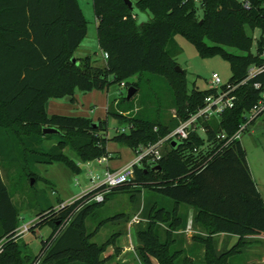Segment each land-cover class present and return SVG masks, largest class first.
Segmentation results:
<instances>
[{
    "label": "trees",
    "instance_id": "1",
    "mask_svg": "<svg viewBox=\"0 0 264 264\" xmlns=\"http://www.w3.org/2000/svg\"><path fill=\"white\" fill-rule=\"evenodd\" d=\"M132 2L133 9L124 0H93L100 50L109 55L106 64L99 66L93 55L75 57L89 29L79 0H0V164L3 153L30 179L37 177L32 171L36 164L64 163L79 174L81 166L65 149L90 163L110 156V140L136 152L169 135L180 120H187L203 107L208 95L216 93L196 87L189 90L186 72L175 68L180 53L174 39L177 34L186 36L204 58L221 55L231 66L228 82L239 85L233 93L235 106L207 124V136L221 145L222 141L216 140L218 135L235 134L245 115L262 98L254 84L264 85V74L241 83L252 65L264 62V0ZM248 27L252 33H261L256 54L252 51L255 37L247 34ZM226 48L242 54H232ZM141 74L159 75L171 86L178 115L171 125L152 123L141 116L123 117L112 106L107 118L98 121L47 113L49 100L70 97L74 101L76 92L105 91L123 83L139 91V86L128 80ZM111 117L133 128L108 138ZM45 127L60 132L58 144L46 150L44 142L54 135H43ZM203 144L196 135L176 147L170 144L157 166H136L132 182L112 189L103 203L89 202L95 193L89 192L73 204L61 207V203L58 209L51 207L41 213L29 231L48 226L52 233L34 259L25 253L26 244L21 245L19 210L0 168V264H121L114 255H106L116 245V236L105 243L94 239L100 225L122 220L124 215L101 221L95 231L87 224L114 191L135 188H145L155 198L162 196L148 201L147 223L136 234L141 264H197L177 236L187 228L182 206L195 211L192 224L201 232L193 241L204 247L203 264H231L230 260L247 247L249 237H264V199L251 176L241 141L212 156L201 151ZM223 234L239 241L220 252L216 238Z\"/></svg>",
    "mask_w": 264,
    "mask_h": 264
},
{
    "label": "rangeland",
    "instance_id": "2",
    "mask_svg": "<svg viewBox=\"0 0 264 264\" xmlns=\"http://www.w3.org/2000/svg\"><path fill=\"white\" fill-rule=\"evenodd\" d=\"M79 5L89 23L87 39L96 40L97 19L94 13L93 0H79ZM246 32L255 36L252 51L256 54V40L261 37V33L256 31L253 34L249 27L246 28ZM174 39L180 52L176 57V62L178 67L186 72V83L189 90L194 87L200 91L210 89L213 74H219L225 83L230 80L232 77L231 66L221 55L204 58L186 36L177 34ZM226 50L232 54H242L240 50L235 48H226ZM93 56L98 61L97 65L104 66L101 54ZM128 83H136L139 86L137 95L130 101L126 100L129 89L126 86L113 84L105 91H93L91 98L94 102L93 109L96 110L92 113V118L96 120L106 119L107 109L112 106L111 109L118 111L123 117L141 116L152 123H161L165 126L171 125L174 119H178L173 90L163 77L156 74H141L129 79ZM109 123L108 138L117 136L119 134L117 130L125 128V125L120 124L113 117L110 118ZM248 129L243 134L241 142L247 153L250 171L255 176L264 197V116L260 118L258 123H252ZM58 142L59 136H53L47 138L42 147L46 150L56 146ZM113 143L116 142L109 141L111 149L117 144ZM65 153L74 163L81 166V173L75 174L64 163L36 164L32 171L37 174V177L33 176L31 179L23 168H20L17 163H9L2 153L1 173L4 183L19 210L20 228L24 225L33 228L41 213L48 211L51 207L58 209L60 204L64 202L74 203L81 198L88 187H91L90 176L92 173L88 165L82 162L73 150L65 149ZM135 157L136 155H134ZM94 165L92 164V166ZM156 196L155 198L145 188H135L127 192L114 191L107 202L95 212L96 216L91 218L87 224L91 231H95L101 221L109 220L117 214L124 215L122 220L109 221L99 227L100 230L94 242L105 243L116 236V245L109 248L106 255H114V260L121 264H141L137 256L139 243L136 234L147 223L145 214L149 208L147 207L148 201L153 197L155 200L162 198L161 195ZM180 210L187 218L186 223L188 225L193 220L195 211L193 208L189 209L185 206H182ZM194 225L191 231L188 230L187 226L177 236L181 242V247L187 251L188 255L193 257L197 264H203L204 247L193 241V236L201 230ZM34 230L25 233L20 240L21 245L26 244L25 253L29 254L32 259L40 254L43 247L42 243L46 242L52 233L48 226ZM249 241L242 253L230 260L231 264H264V240ZM216 242L220 252L230 249L231 243L229 241L221 242L217 237ZM1 248L0 243V250Z\"/></svg>",
    "mask_w": 264,
    "mask_h": 264
},
{
    "label": "built area",
    "instance_id": "3",
    "mask_svg": "<svg viewBox=\"0 0 264 264\" xmlns=\"http://www.w3.org/2000/svg\"><path fill=\"white\" fill-rule=\"evenodd\" d=\"M105 60L109 57L106 53L104 54ZM261 58L264 60V48L261 53ZM264 74V62L261 65H252L249 68L247 77L243 80L241 85H245L250 82V79ZM211 88L216 91L215 94H210L206 97L205 103L203 107L198 109L195 113L190 114L187 120H180L179 124L176 128L172 130V132L166 137L160 138L155 144H148L145 146H141L136 152L135 160L127 165L125 168L117 170V171H106L102 175L99 174H91V188L86 191L84 194L89 192H95L89 202H98L103 203L106 200V197L111 190L120 186H124L130 182L134 178L135 167H142L144 163L155 167L158 164V161L164 155V151L172 144V142L183 143L191 138L193 135L198 136L201 140H203L204 144L201 148V151H205V153L212 154L219 153L220 150L226 147H229L232 143L236 141H241L243 134L249 130L248 128L252 123L260 119L264 116V85L262 83H255L254 86L257 90L261 91V99L259 102L254 105L248 114L244 117V122L239 125L238 130L235 134L228 136L223 133L216 137L218 142L222 141V144L214 143L213 140H208V126L207 124L213 120H219L223 113L226 110L232 109L235 106V101L237 97H235L234 90L239 85H231L229 82H223L219 74H213L211 80ZM122 87H125V83L121 84ZM133 126L131 124L126 125L125 128L121 130H117L118 133L125 134L129 132ZM217 142V141H216ZM221 146V147H220ZM200 151V150H199ZM108 161V157H102L96 159L94 162L98 165H102ZM83 194V195H84ZM82 197V196H81ZM66 204L73 203H64L61 207H64ZM188 230L192 229V220L188 223ZM30 228L28 225H24L19 228V235H24L25 233L30 232Z\"/></svg>",
    "mask_w": 264,
    "mask_h": 264
},
{
    "label": "crops",
    "instance_id": "4",
    "mask_svg": "<svg viewBox=\"0 0 264 264\" xmlns=\"http://www.w3.org/2000/svg\"><path fill=\"white\" fill-rule=\"evenodd\" d=\"M96 23H97V20H96ZM96 26L98 27V23L96 24ZM99 54L102 55V58L104 60V65H105L106 60H105L103 52L100 50L99 40L97 39V36H96V40H89L85 38V40L81 43L80 47L76 50L75 57L80 58V57H87V56L99 55ZM94 91H97V90H94ZM92 92L87 93V94L76 92L74 96V101H72V98L70 97H66L64 99H61L60 101L49 100L47 102V107H46L47 113L50 116H53V115H57V116L64 115V116H70V117L80 116V117L90 118L94 121H98L95 118H92V113H94V111L96 110V109H93L94 102L92 100L93 98H91ZM259 120L255 121L254 124L258 123ZM113 144H116V143H113ZM109 145L110 144L108 143L107 149L110 153V156L108 157V161L106 163L102 165H98L96 164V162L86 163L89 169H91L92 174L95 172L96 174L102 175L106 171H110V170L117 171V170L125 168L127 165L131 164L135 160L134 155L136 154L131 148L126 147V146L123 147L117 143L116 145L113 146V149H111ZM92 164H95L96 166L95 165L92 166ZM251 176H253L257 184L255 176L252 173H251ZM90 188L88 187L87 190L85 191L90 190ZM257 189L263 197V193L260 190V187L258 184H257ZM218 239L221 242L229 241V243H231L230 248L236 245L239 241L238 237L225 235V234L219 235ZM248 239L251 241H255V239L264 240V237L255 236V237H249Z\"/></svg>",
    "mask_w": 264,
    "mask_h": 264
},
{
    "label": "water",
    "instance_id": "5",
    "mask_svg": "<svg viewBox=\"0 0 264 264\" xmlns=\"http://www.w3.org/2000/svg\"><path fill=\"white\" fill-rule=\"evenodd\" d=\"M124 2H125V4L127 5V6H129L130 8H134V6H133V2H132V0H124ZM176 68V70L178 71V72H181V73H183V70L181 69V68H179L178 66H176L175 67ZM137 92H138V90H137V88H135V87H130L129 89H128V93H127V96H126V99L127 100H131L133 97H135L136 95H137ZM43 135H54V136H60V132H59V130H57L56 128H52V127H45V129L43 130ZM177 142H172V147H176L177 146ZM32 183H33V180H32Z\"/></svg>",
    "mask_w": 264,
    "mask_h": 264
}]
</instances>
